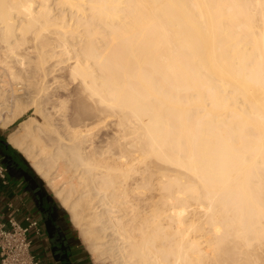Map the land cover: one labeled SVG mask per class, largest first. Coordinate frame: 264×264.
I'll list each match as a JSON object with an SVG mask.
<instances>
[{
	"label": "bare ground",
	"instance_id": "1",
	"mask_svg": "<svg viewBox=\"0 0 264 264\" xmlns=\"http://www.w3.org/2000/svg\"><path fill=\"white\" fill-rule=\"evenodd\" d=\"M0 66L28 89L0 73V126L44 95L8 140L99 264H264V0H0Z\"/></svg>",
	"mask_w": 264,
	"mask_h": 264
},
{
	"label": "crops",
	"instance_id": "2",
	"mask_svg": "<svg viewBox=\"0 0 264 264\" xmlns=\"http://www.w3.org/2000/svg\"><path fill=\"white\" fill-rule=\"evenodd\" d=\"M5 132L0 126V138L5 136L7 140L10 133ZM0 160L8 169L6 178L0 177V213L6 218L12 209L16 210L22 225L27 224L26 215L39 220L42 231L40 235L31 233L32 251L44 264H94L70 213L55 193L60 203L48 192L44 182L33 172L35 169L32 171L31 163L1 141Z\"/></svg>",
	"mask_w": 264,
	"mask_h": 264
},
{
	"label": "rangeland",
	"instance_id": "3",
	"mask_svg": "<svg viewBox=\"0 0 264 264\" xmlns=\"http://www.w3.org/2000/svg\"><path fill=\"white\" fill-rule=\"evenodd\" d=\"M57 6H59V5H56V7ZM59 7H57V9H58ZM55 10L56 12L60 9H58V10ZM31 44V43H30ZM66 57V56H65ZM67 60V59H66ZM64 61L65 63L67 62V61ZM68 62H69V60H68ZM68 62L65 64V65H63L64 63H62V66H63V68L64 69H60V70H58V72H57V77L59 78L60 77V79H62L61 77H67V78H63L62 80H59V81H54V78L52 77H50V79H48V80H50L49 82H47V83H52V84H50V85H52V86H50L49 84H47V85H49L48 87H50L49 88V90L50 91H53L54 90V87L55 86H58V85H62L57 91H56V97L57 98H61V99H64L65 100V105L66 104H69V105H67V112H68V114L70 115V116H72L71 117V120H73V117H75V120H74V122H79V121H81V120H86V118L87 117H89L88 116V113L87 112H85L84 110H80V108H78L77 109V105H76V93H77V89H76V85H75V83L70 79V77L68 76V72L67 71H65L67 68H65L64 66H66L67 64H68ZM1 67V66H0ZM66 67H68V66H66ZM3 69V70H2ZM61 71V72H60ZM5 72V73H4ZM63 72V73H62ZM0 73L3 75L2 77L5 79V80H7V78H8V82L9 83H11V82H13L15 85H20L21 83L19 82H15V80H12L11 78H10V76L8 75V72L6 71V69L5 68H3V67H1L0 68ZM59 73H61V74H59ZM65 73V74H64ZM59 75V76H58ZM67 75V76H66ZM50 76V75H49ZM52 79V80H51ZM71 80V81H70ZM6 81V82H7ZM52 81V82H51ZM54 81V82H53ZM72 82V83H71ZM53 83L55 84V86L53 85ZM65 83V84H64ZM68 83V84H67ZM71 84V86H68V85H70ZM25 85V87H24V85ZM64 84V85H63ZM22 86H23V89L26 91V90H28V89H26L27 87H26V83H22L21 84ZM20 85V86H21ZM67 86V87H66ZM48 87H47V89H48ZM69 87V88H68ZM65 90H64V89ZM63 89V90H62ZM62 90V91H61ZM48 91V90H47ZM50 91H48V92H50ZM65 91V92H64ZM61 94V95H60ZM26 96H27V94H26ZM26 96H24V97H22L20 100H19V102H20V107H22L21 109H20V107L18 108V109H20V110H24L25 112H24V114L13 124V125H11L10 127H8V128H4L5 129V131H8L9 133L11 132V131H13L18 125H19V123L21 122V121H23L24 119H29V118H31V117H35V122H38V121H40V122H42L43 120H42V114H38L37 115V113L35 112L36 111V108L38 107V103H40V101H41V103H43L42 105L44 106L45 104H44V102H42V100L44 99V95L43 96H41L40 98L39 97H37V96H31V95H28L27 97ZM35 97H36V99H35ZM37 99H38V101H37ZM40 100V101H39ZM60 102H58V99H57V101L56 102H54V104H59ZM22 104V105H21ZM51 104H53L52 102L50 103V105ZM18 105V106H19ZM27 105V106H26ZM29 105V106H28ZM37 105V106H36ZM41 105V106H42ZM32 106V107H31ZM36 106V108H34ZM78 107H79V105H78ZM35 110V111H34ZM69 110V111H68ZM35 112V113H34ZM8 112H6L5 113V115L7 114ZM36 114V115H35ZM39 115H41V118H40V116ZM77 115V116H76ZM36 117H37V120H36ZM56 117H58V116H56ZM19 121V122H18ZM3 128V127H2ZM96 128H94L93 130L94 131H97V130H95ZM103 129V128H102ZM109 129V128H108ZM33 130V129H32ZM101 132H102V130H101ZM8 133V134H9ZM29 144V142H26V145H28ZM22 155H23V157L26 159V161L30 164V161L29 160H27V158L25 157V154H23L20 150H18ZM59 163V164H58ZM63 164V165H62ZM58 165V166H57ZM57 167L55 168L56 169V171H55V173L58 175V176H56L55 177V179H54V182L55 183H57L58 182V184L59 183H61L62 185H66V182L70 179V177L69 178H67V176H68V173L64 170L65 168V166H64V161H63V159H59L58 160V162H57ZM30 166H31V164H30ZM61 166H62V168H61ZM64 166V167H63ZM32 167V166H31ZM32 169L34 170V168L32 167ZM63 169V170H62ZM57 171L59 172V174L57 173ZM62 171V172H61ZM63 171H65V173L64 174H62L61 175V173H63ZM34 172H35V174L44 182V185H45V187L47 188V190H48V192H50L53 196H54V198L59 202V200L55 197V195H54V192H53V190H52V186L51 185H49L48 184V182L47 181H45V179H43V178H41V175L39 176L37 173V171H35L34 170ZM54 173V174H55ZM57 181V182H56ZM65 183V184H64ZM48 184V185H47ZM60 203V202H59ZM68 215H69V213H68ZM69 217H70V215H69ZM77 229V228H76ZM77 231H78V233H79V230L77 229ZM33 234V233H32ZM32 236H34V235H32ZM91 256H92V254H91ZM92 259H93V261H94V264H99V262L98 261H96L95 260V258H93L92 257ZM104 264H111L110 262H105L104 261Z\"/></svg>",
	"mask_w": 264,
	"mask_h": 264
},
{
	"label": "built area",
	"instance_id": "4",
	"mask_svg": "<svg viewBox=\"0 0 264 264\" xmlns=\"http://www.w3.org/2000/svg\"><path fill=\"white\" fill-rule=\"evenodd\" d=\"M7 166L0 160V177L7 176ZM16 210L12 209L6 216L0 213V264H44L32 251L31 233L41 234L39 220L25 216L26 225H22Z\"/></svg>",
	"mask_w": 264,
	"mask_h": 264
},
{
	"label": "trees",
	"instance_id": "5",
	"mask_svg": "<svg viewBox=\"0 0 264 264\" xmlns=\"http://www.w3.org/2000/svg\"><path fill=\"white\" fill-rule=\"evenodd\" d=\"M18 122H19V121H18ZM5 133H6V135H7L9 132L6 131ZM5 140H6V137H5V136H3L2 138H0V141H1V142L4 141L3 143H4L8 148H10L11 150H13V152L22 155V154L18 151L17 148H14L11 144L5 142ZM31 169H32V168H31ZM32 171H33V169H32ZM33 172H34V171H33Z\"/></svg>",
	"mask_w": 264,
	"mask_h": 264
},
{
	"label": "water",
	"instance_id": "6",
	"mask_svg": "<svg viewBox=\"0 0 264 264\" xmlns=\"http://www.w3.org/2000/svg\"><path fill=\"white\" fill-rule=\"evenodd\" d=\"M3 142H4V141H3ZM5 142L9 143L8 139H7V140H5Z\"/></svg>",
	"mask_w": 264,
	"mask_h": 264
}]
</instances>
